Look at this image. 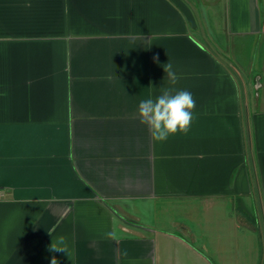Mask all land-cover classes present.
<instances>
[{"label": "crops", "instance_id": "1", "mask_svg": "<svg viewBox=\"0 0 264 264\" xmlns=\"http://www.w3.org/2000/svg\"><path fill=\"white\" fill-rule=\"evenodd\" d=\"M207 1L0 0V264H264V0ZM168 62L196 107L156 142Z\"/></svg>", "mask_w": 264, "mask_h": 264}, {"label": "clouds", "instance_id": "2", "mask_svg": "<svg viewBox=\"0 0 264 264\" xmlns=\"http://www.w3.org/2000/svg\"><path fill=\"white\" fill-rule=\"evenodd\" d=\"M30 7V5H26ZM157 59V58H154ZM164 71L167 74L169 84L173 87L162 88L160 95L155 99L147 98L141 100L138 105V117L140 123L146 125L150 131L153 141L164 142L170 136L177 133L187 135L193 121V111L196 101L191 92L187 90H177L178 77L168 62ZM49 235H51L49 233ZM106 238L118 240L121 237L113 230L105 234ZM49 250L52 252H67L68 245L66 237H57L51 243ZM124 255H127L125 252ZM51 264H58L55 256L51 258Z\"/></svg>", "mask_w": 264, "mask_h": 264}, {"label": "rangeland", "instance_id": "3", "mask_svg": "<svg viewBox=\"0 0 264 264\" xmlns=\"http://www.w3.org/2000/svg\"><path fill=\"white\" fill-rule=\"evenodd\" d=\"M189 1L191 3V6L194 7L197 15H200V18L202 19V11H203L202 5H203L204 0H189ZM205 1L207 3H209L207 0H205ZM217 51L219 52V50L215 49L216 53H217ZM253 85H254V83H253ZM209 206L211 207V213H212V211L217 212L216 204H210ZM186 207H187V209L192 208V207L194 208L193 211H187V212H190V213L192 212L193 214H195V213L200 214V212H201V210H200L201 206L197 203H195V205H189ZM214 221L216 223L218 222V220H216V219ZM244 223L245 224H243V226H242L243 232L241 234L239 233L238 236L233 234L231 236L232 238H226L225 237L224 241H238V242L243 241L244 242V248H245V255L251 256L253 253L251 245H252V241L255 237H253V233L250 232L251 228L249 227V223H247L246 218L244 219ZM201 225H202V221L200 220V218L196 220V216H195L194 229L191 232H189L188 238L193 245L200 247L202 249L203 244H204V235L202 233V226ZM220 241H221V239H220L219 234L213 236V242L219 243Z\"/></svg>", "mask_w": 264, "mask_h": 264}]
</instances>
